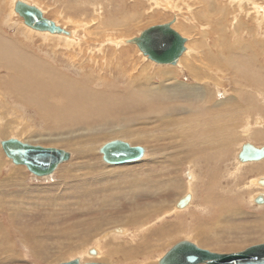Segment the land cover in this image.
Instances as JSON below:
<instances>
[{
	"label": "bare ground",
	"instance_id": "1",
	"mask_svg": "<svg viewBox=\"0 0 264 264\" xmlns=\"http://www.w3.org/2000/svg\"><path fill=\"white\" fill-rule=\"evenodd\" d=\"M16 1L22 2V3L29 5V6H34L42 13V16L44 14V12L41 8L34 5V3L33 4L31 2L29 3V1H27V0H10L9 6L3 4L4 1L1 2V0H0V70H4L6 73V75L3 74L4 78L2 77V75H1L2 78H0V80H2V81H0V83L3 82V79H4V82L0 86V114H3V115L8 114L6 117L11 115L17 121H18V119H21V121L22 120L25 121L24 117L27 116L26 114L33 113L35 115L33 117H36L35 119L42 123V127L39 126V127H41V130H39L38 128L36 129V127L33 128V127H31L30 124H28V122H27V124H23V123L22 124H13V125L8 124V126H7V124L5 126H2V124H0V136H4L5 134L7 135L8 130H10L9 132H15V133H18L17 134L18 136L25 137L26 140L23 139V140H25V142H23V143H27L30 145L34 144V146H39V145H41V143H44V142L45 143L46 142L56 143V145H59V144H61V145H72L71 143H73V145H80V147L78 146L79 148L76 150L75 154H77L81 158L88 152L89 147L91 148V146H90L91 143L93 146V144L96 143L95 142L96 140L98 141L99 138H103L104 136H108L107 138H112L111 141H113L114 138H117L115 140H121V141H124L126 139L127 140L131 139L132 140V141H130L131 143H128L126 141H124V142L130 144L131 146H138L141 144H148L149 145L151 143L150 144L151 146H149L150 153L153 155H156V156L159 155V157H160V160L157 162L161 163L163 158H165L167 156V157H169L170 160L166 158V160H167L166 162H169V165L172 166L171 168H175V167L179 168L180 166H182L187 161L188 158H192V159L199 160L200 162H202L203 165H206V168L210 166L209 164L215 163L216 165H218V166H216L217 168L215 170L218 171L224 164L223 163L224 161L222 160V158L228 157V156L230 157V155H231V156H234L233 160H234V163L236 164V170H234V172H233V171L226 169L225 172H223L225 175L228 174V176L231 179L233 177H236L237 173H241L240 168H242V166H244L246 164H250V163H255V162H244V163H242L238 160V157H237L242 145H244L245 143H249L253 147H255L254 141L264 140V115L262 114V111H264V60L262 58H264V56L260 55L261 57H259V55H257V52H260L259 51L260 49L256 50L257 52L254 53V45H255L254 40L248 42L247 40L249 38L248 39H241L244 37L247 38V37H249V35L251 36V38L253 37V39H254V21H255L254 20V9H255V13H256L255 16H257L256 18H257V22H258L259 26L260 25L264 26V9L260 10L261 8L258 7L257 4H255L254 0H222L223 2H226V5L228 3L231 5L232 4L235 5V6H233L234 8L231 6V8H233L232 9L233 10V18H232V22H231V24H232L231 27L234 29L233 30L234 32H232V35H235L234 39H232V37H231L232 35L231 36L226 35L227 33L225 34V32H224V28H223L224 26H222V24L220 22H217V24H216L217 32L220 33V36L218 35L219 40L215 41L213 39L210 42V44L212 43L211 46L207 45L208 47L204 44L206 46L205 47L206 50L204 49V50H202V52H198L197 50L190 49V47L188 48L187 39L178 33L181 37H183L185 39V43H184V50L181 53V55L179 56V58L177 59V61L173 65H159V66H164V67L166 66V67L162 70L155 71V73L152 77L146 76V73L148 71V69H147L148 65L144 66L142 71H143L144 78H146V79L142 78L144 80L143 84L140 83V78H139L138 74L136 76H132L128 70H127L128 71L127 72L126 69L122 67V66H124L123 61L127 59V55L125 54L126 52H124L126 50L124 48V45L128 44L127 41L130 40V38H120V39L118 38L116 40L114 38L113 39H106V41H104V42L105 43L110 42L109 45L111 46V48H112V46H114V47L119 49V52L117 53V51L115 50V53H114V51L112 49V51L110 53L112 56L110 55V58H104L102 63H99L97 60H93L94 61L93 64L94 65L95 64L102 65V67L100 69H102L105 65L110 66V68L113 71H116L118 73V80H116V79H114V80H116V82H118V81H120L119 79L124 78L126 81V84L125 83L124 84L126 86L122 87L123 91H120V89H119L120 96L114 94V93L117 94L116 91H114L112 93L109 90V93H111V96L113 94L114 95L112 97L109 96V98L106 96L107 98L105 97V99H102V100H101L100 96H99L100 100L96 99L97 98L96 94H99V93H94L95 91L92 92V82H91L92 81V69H91L92 65L91 64H89V63L78 64V63H76L75 60L73 62L72 61L73 60L72 55H71V56H67V60H66L68 62L67 65L69 66L70 69L64 70V69L60 68L59 65L55 64V60H52L50 62L45 61L42 56L36 54V52L34 51L35 45L33 44L34 39H32V35H34V33L37 35H40V38L43 37L44 40L46 39V37L55 38V39H53V41H51V42H55V43H53L51 46L47 45L48 48L51 47L49 49V52L55 51V49L60 45L61 47L65 48V50L74 49V51H76L75 49H77V54L83 53V51L80 49L81 42H82L81 41L82 36L80 37V36L74 35L72 32L67 31L63 27H59L53 21H51V22H53L55 24V26L62 29L65 33H63V34H51L48 32L35 31V30L31 29L30 27H27L24 24L23 18L20 15H18V13H16L14 11V5H15ZM32 1H34V0H32ZM52 1H53V5H55V4L57 5L58 2L61 3V1L63 4L66 1H68V2L73 1L74 3H81L80 6L81 5L83 6V4L85 3V2H83L84 0L83 1L82 0H52ZM92 1H96V3H97L98 0H92ZM106 1L108 2L109 6H112L110 0H106ZM109 1H110V3H109ZM216 1H218L217 4L215 3V0H210L211 3L209 2V0H207L206 2L209 5H206L205 8L207 9L211 5V7L213 9H219V10L221 9L222 14L227 13L226 11H223L224 8H225L224 10H227L226 9L227 6H223L222 1H220V0H216ZM165 2H166V5H165L166 7L167 6L169 7L168 4L174 5L173 7H171L172 8L171 14H173L172 18L175 17V18H173L175 20V22H177L176 18L178 16L176 15V13H173L174 10H176V11L178 10V13H177L178 15L179 14H181V15L187 14V11H185L184 8L191 4L190 0H165ZM188 3H190V4H188ZM101 5L97 6V7L101 8ZM75 6H76V4H75ZM77 8H78V6H77ZM94 8H96V6ZM120 8L122 9V7H120L118 5V7H116V11H119V10L122 11ZM114 10L115 9L111 7L110 12L112 11L114 13ZM188 10H190V9H188ZM128 11L130 12V10H128ZM97 12H100V11H97ZM101 12H103V11H101ZM131 12L135 13L134 10H132ZM116 13H118V12H116ZM3 14H5V16H3ZM15 14L20 19L19 23H21V26H23V29L19 28L20 33L18 34L17 37L11 36L10 34H8L6 32V30L8 31V29L13 26L11 20L15 16ZM94 14H95V12H94ZM241 14L243 16H245L246 19L251 22V28L249 27L250 23H248L247 21H244V22L240 21V20H242V18L240 19ZM119 15H124V14L121 13ZM119 15H116V16L119 17ZM211 15H212V13L210 11H206L204 14V16H207V18L208 17L210 18ZM92 16H94V15H92ZM179 17L183 18L181 16H179ZM248 17H249V19H248ZM96 18H92L91 21L96 20L95 23L98 24V28L103 27V31H105L104 28H106L107 31H110L111 33L114 32L117 29V27L119 28L120 26H125L126 23L128 22V20L130 19L127 16H124L121 19H119V18L115 19V15H114V18H112L110 16L109 17L108 16L107 17L100 16L97 19ZM173 23L174 22H172V24ZM214 23H215V21H214ZM178 26L182 27V29H184L187 33L192 34L193 30L188 29L189 30L188 31L185 23L181 22V24L179 23ZM209 26H210V24H209ZM4 27H5V29L6 28H8V29L5 30ZM189 28H190V26H189ZM73 32H75V31H73ZM175 32H177V31L175 30ZM86 33H87V35L89 34L88 31ZM187 33H186V35H187ZM96 35H99V34H96ZM108 36H106V37H108ZM83 38H84V35H83ZM82 40H85V38ZM197 41H198V39H197ZM46 42H50V41H46ZM92 43H94V41ZM96 43H98V42H96ZM41 44L43 45V41L41 42ZM87 44H91V42L87 43ZM256 44L259 45L260 43L258 44V42H257ZM98 47L99 48L96 50L100 51L102 55L106 52V50H108L106 48H103V47H105L104 44H98ZM260 48H262L264 50V45H262ZM136 49H137V47H136ZM133 52H135V51L133 50ZM39 53L41 54V52H39ZM90 53H92L91 50H90ZM53 54H54V57L56 58L57 54H55V52H53ZM61 54H63V57L66 55L64 53V51L63 52L61 51ZM258 54H260V53H258ZM93 55L95 56V54H93ZM141 56H143V55L141 54ZM143 57H145V56H143ZM91 59H92V54H91V58L89 59V62H91ZM97 59H98V57H97ZM82 61H83V59H82ZM198 64H205L206 66H208L209 70L212 67L217 68V70L214 69V73H216V76L220 75V73L226 72L230 76L229 78H230L232 84L234 85V87H235V85H237V86L242 85L243 88H241V89H245L247 91L235 90V92L233 94L229 95V97L219 100L218 94H219L220 88L218 86H216L214 84H212L210 86V84H207L206 82H204L205 84H201V82H199L203 76V73L205 74L206 71H203L204 68H202L201 65H198ZM121 68H123V69H121ZM205 68H207V67H205ZM88 69H91V70L88 71ZM71 71L73 73H76V72L78 74L81 73L82 74L81 77L83 78V80L80 79L79 81H83V82L88 81L87 85L85 84L86 85L85 86L83 83L77 82L74 74L71 73ZM183 72H185L186 75L188 73L190 74L191 79L194 81L193 84H188V83H184V82L180 81V79H179L180 77L178 78V74L183 73ZM207 73H208V71H207ZM0 74H2V73H0ZM75 75H77V74H75ZM147 75H149V73H147ZM205 76H207V74ZM211 76L209 75L208 78L209 79L211 78L210 80L212 82H218L220 79V77L212 79ZM155 77L158 78V83L152 82L153 79L155 80ZM79 78L80 77H78V79ZM202 81H204V80H202ZM110 82L111 81H109V83ZM112 82H114V81H112ZM105 83H107V82H105ZM118 84L120 85V83H118ZM228 84H230V83H228ZM99 85H100V83H99ZM113 85H114V83H113ZM233 85H232V87H233ZM210 87H212V89H213L212 91H211ZM254 88H257V91L256 90L254 91ZM115 89H117V88H115ZM102 91H104V90H102ZM221 92H222V90H221ZM101 93H103V92H101ZM104 93H106V92H104ZM99 95H101V94H99ZM172 100L173 101L180 100V101H184L186 103L191 102V105L197 104V112L200 116L197 118H194L192 120H190L184 116H183L184 118L180 117V120L174 119L178 115L187 116L186 114H188L190 112V109H189L190 107L181 106V107L176 108L174 106L173 107L168 106L166 103L170 104V102H172ZM192 107H194V106H192ZM120 114H121V116H119ZM8 120H10V119H8ZM8 120H6V121H8ZM16 120H14V121H16ZM29 120H30V118L28 119V121ZM12 121H13V119H12ZM14 123H17V122H14ZM15 133H13V134H15ZM59 134H64V135L66 134V135H65V137H62V136L59 137L58 136ZM148 134H150V136H148ZM238 136L245 137L247 142H244V143L240 142L238 148H236L238 151H235L234 153L231 151H228L229 145H231L232 142L234 140H236V138ZM191 137H192V142L190 141ZM197 137L199 138L198 142H194V139H196ZM4 138H5V136H4ZM1 141L2 140L0 139V143H1ZM26 141H32L33 144H31L32 142L28 143ZM20 142H22V141H20ZM109 142H110V140H109ZM106 143H108V141H106ZM37 144H39V145H37ZM101 145L103 146V144H101ZM101 145H99L100 146L99 148L97 146L95 149V151H98V153H99V149L102 147ZM237 145H238V143H237ZM0 147H1V144H0ZM40 147H42V146H40ZM139 147H142V146H139ZM146 147L148 148L147 145H146ZM43 148H46V147H43ZM142 148L144 149V153H143L141 160L146 157V149L144 147H142ZM75 149H76V147H75ZM1 150H2V148H1ZM233 150H235V149H233ZM99 155H100V153H99ZM70 157H71V155H70ZM70 157H69V159H70ZM69 159L67 160L68 162H69ZM77 160H79V159H77ZM66 162H63L61 164H65ZM90 162H91V160H90ZM258 162L259 163L262 162V163L260 165H257V166H250V167L247 166L248 170L246 172L247 173L254 172V168L255 169L262 168L263 169L264 168V158ZM10 163L12 164L11 161H10ZM135 163H137V162H135ZM228 163H230V162H228ZM86 164L84 163V165H82L81 168L89 167V166H86ZM131 164L134 165V163H131ZM196 164H198V163L196 162L195 164H193V166L187 165L190 168V169H188L189 173H187V172L185 174L183 173L185 175V178H186V183L184 186L186 191L181 194L180 193L181 189L178 190L177 193H179V195H178L177 199H175L174 203L172 201L173 204L172 203L171 204L170 203L169 204L168 203H161L160 205H158V203H156L153 205L152 203H150L151 206L153 205L152 206L153 210L151 212H146V208H145L146 213L145 212L143 213L142 211L141 212L136 211L133 213H129V215H128V211L132 212V211L140 209L141 204L138 203L137 200H134L131 204H129L131 206V208H127V215H125L124 217L122 216L123 217L122 221H124L123 225L126 227H131L133 229L132 235L130 233H128V230L126 228H125L126 229L125 230L124 228L115 226L113 228L111 227L110 229H108V231L107 230L101 231L100 239L102 237L107 236L108 234H110L109 239L111 238L112 241L113 240H119V239L123 238L124 236L128 235L129 239L133 245H135L134 242H136V240H138V239L141 240V241L138 240L139 243H137L135 245V247H136L137 251H139V252L141 251L140 253L147 255L151 251L150 249L155 250V249L161 248V245L159 244V242L157 240L158 238H160V242H161L163 240V238L165 239V238L171 237L170 236V234H171L170 230L172 228V225L170 224L171 226H170L169 230L168 229H161L159 227L160 230H157V232L155 233L156 234L155 236L150 235V236L146 237V236H144L146 233L142 234L140 232L142 229L146 231L147 228L144 229L145 227H147L146 223H148V221L146 222V220H148V218L150 220V218L153 217V219L154 218L159 219L158 221L160 222V221L164 220V218H166L167 215L169 216L170 213H171V216H172V214L176 215V216H178V215L182 216V214H189L191 212V209L192 210L194 209V211L196 210L197 214H199V215L201 214V217L205 216V214H207V213L211 214L210 215V217H211L210 225H211V227L216 228V229H214V230H211V228H206V229L210 232L211 239L213 241L215 240V232L217 231V229L229 230L228 229L229 225H228L227 221L229 222V220L232 217H234L236 214V212L231 208L233 206L232 202L234 201L233 199L236 198V200H237L239 197L236 196L233 199H226L227 198L226 195H228V194L230 195V191L232 192V190H233V189L231 190L228 188H226V190L224 189V191H227V193H228L225 196H222V195L220 196L218 194H215V195L212 194L211 192H213V191L209 192L211 189H215L217 191H220L223 189L222 187L219 186V184L214 185V183L211 184L212 185L211 187L206 186L208 188L206 189V191H204V193H202V197H199L200 194H196L197 192H195V187L198 186V182H199V180H201L202 175L200 176V174L195 172V169H196L195 165ZM1 165H0V167H2ZM60 165H58V167H61ZM95 165H96V163H95ZM123 165H129V164H123ZM123 165H111V167L112 166H123ZM14 166H17L18 167L17 170H18L20 168L19 166H22V165H14ZM77 166L80 167V165H77ZM96 166H99V164ZM58 167L56 168V170L58 169ZM111 167H109V168L111 169ZM69 168H71V167H69ZM95 168L90 165L89 171H91V169H92V173H88L89 171H87L88 174L86 175L83 173L84 174L83 177L92 180V182L90 181L91 184L93 182H95L97 185H99L103 181L107 182V180L111 176H112V178L119 176V177H122L123 179H125V177H126V180H127V178L131 177V176L133 179H135L134 175L138 174V172H134V171H132V172H125V171L120 172L119 171L118 172V170H117V172L110 170L112 173H108L109 171L108 172H100L99 170L98 171L95 170ZM224 168H226L225 165H224ZM115 169L116 168H114V170ZM152 169H153L152 172L147 173L145 177L139 176L140 177L139 182H137V185H135V187L142 189L141 190V191H143L142 193H147V195H145L144 198L154 199L155 197L158 196V193L160 192V183H158L159 182L158 180H157L158 182L156 181V179L154 180V178L157 176V171H156L157 169H155V168H152ZM22 170H23V168H22ZM61 170L58 169V171H61ZM0 171H1V169H0ZM14 171H16V170H14ZM68 171L65 172L63 170L62 172H65V173L62 175V177L64 176L65 178H67V177L69 178L68 173H70V172H68ZM165 171H169V170L167 169ZM221 171H222V169H221ZM4 172H6V171H4ZM9 172L10 171H8V173ZM184 172H185V170H184ZM23 173H18V174L21 175ZM218 173L220 174V172H218ZM24 175H27V174H24ZM53 175H55V171L48 177L52 178ZM10 177H13V176H10ZM48 177L46 178L47 180L49 179ZM75 177H76V175H75ZM209 177L214 178V175L210 176V174H209ZM209 177H207V178H209ZM220 177H222V176H220ZM4 178H5V175H4ZM166 178L167 179L164 182L165 183L164 185L170 184V186H172V185L174 186L177 184L176 181H173V179H172V177H170V175H167ZM223 178H224V176H223ZM260 178H264V176H260L259 179ZM210 179H212V178H210ZM23 180L25 181V178H23L22 181ZM60 180H61V178H60ZM80 180H81V178H80ZM249 180H250L249 184L247 183V185L244 186L245 188L251 189V191H252V193L249 194V202L254 204L253 203L254 197H256L258 194H262L263 200H264V192H263L264 190L263 191L261 190V189H264V186H260L258 184V179L254 180V177L252 179H249ZM56 181H57V179H56ZM118 181L119 180H117V181L114 180L113 185H117V184L119 185L120 182H118ZM132 181L133 180L131 178H129L127 180L128 185L126 187L129 186L131 189L132 184L134 185L136 183V182L134 183ZM232 181H234V180L232 179ZM25 182H27V181H25ZM25 182L23 183V185H25ZM57 182H59V181H57ZM234 182H236V181H234ZM3 183H6V182H3ZM7 183H8V181H7ZM12 183H15V179H14V182L12 181ZM107 183L103 184V185L95 186V187L92 186V191H90V192H92L91 195L95 197L96 193L107 194L106 192L110 191V190L108 191V188L111 189L110 188L111 186L110 187L106 186ZM178 183H179V181H178ZM17 184H19V181ZM9 185H11V183ZM84 185L85 184H83V186ZM12 186H14V185L12 184ZM86 186L87 185H85V187ZM228 186H229V184H228ZM255 186L257 188H259L262 192L257 191L254 194V187ZM7 187H8V185H7ZM76 187H77V184H76ZM67 188H70V186H68ZM75 188H73V189H75ZM119 188H121V187H119ZM18 189H20V187H18ZM20 190H22V189H20ZM63 190L64 189H62V191H60V192H63ZM127 190H129V189H127ZM77 191L78 190H76V192ZM85 191H86V189L84 190V192ZM7 192H8V190H7ZM23 192H20V193H23ZM29 192H31V191H29ZM32 192H33V189H32ZM240 192H234V193L237 195H241ZM67 193H68V190H67ZM71 193L69 192V194H71V195L75 194V193L73 194V191ZM77 193H79V192H77ZM135 193L137 194V191ZM85 194H88V192H86ZM188 194L190 195V200H189L188 204L182 209H177L176 208L177 202ZM55 195H57V194H55ZM116 195H118V194H116ZM53 197H55V196H53ZM59 197H58V199H59ZM71 197L73 198V196H71ZM88 197L90 198V196H88ZM85 198H87V197H85ZM89 198H87V199H89ZM131 198H132V196H131ZM66 199H68V198H66ZM87 199H85V200L89 201ZM60 200H63V199L60 198ZM56 202H57V200H56ZM64 202L65 201H63V203ZM99 202H100V200H99ZM10 203H12V202L10 201ZM69 203H70V201H69ZM116 203H117V201H116ZM226 203L228 205H226ZM4 204H6V203L4 202ZM0 205L2 206L3 202ZM12 205L14 206V204H12ZM43 205H44V203H43ZM51 205L54 206V203ZM59 205L61 206V204H59ZM81 205H84V204L81 203ZM9 206L10 205H8V207ZM42 206H40V207H42ZM65 206H66V204L64 205V207ZM78 206H80V205L78 204ZM147 206L149 207L148 203H147ZM258 206H260L259 208H263L264 203L261 205H258ZM8 207H7V209H8ZM85 207H87V206H85ZM10 209H9V211H10ZM58 209H59V207H58ZM83 209H84V207H83ZM15 210L19 211L17 209H15ZM47 210H50V209L48 208ZM88 210H90V209H88ZM78 211L79 210H77V212ZM11 212H13V211H11ZM59 212L61 213L60 210H59ZM4 213H6V212H4ZM158 214H160V215L163 214V215H162V217H160ZM17 216L18 215H16V217ZM189 216H191V214H189ZM47 217H48V215H47ZM10 219H12V218L10 217ZM233 222H231V223H233ZM235 222H236V220H235ZM91 223H92V221H91ZM85 224H88V223H85ZM107 224H109V223H107ZM178 224H180V223H178ZM93 225H94V223H93ZM72 226H73V224H72ZM84 226H83V229L81 228V230H86L84 228ZM87 226H85V227H87ZM119 226H120V224H119ZM196 226L200 227V226H204V224L199 223ZM1 227H2V225H0V228ZM13 227L14 226H12V228ZM77 227H75V228H77ZM79 229H80V226H79ZM199 229L201 230L204 228H199ZM72 230H73V228H72ZM115 230H118V231H115ZM23 231H25V230H23ZM78 231H77V233H78ZM87 231L88 230H86V232ZM19 232H21V231H19ZM58 232L56 231V233H58ZM259 232H260V230H259ZM64 233H65V231L63 232V234ZM68 234H70V233L68 232ZM58 236H60V235H58ZM162 236H164V237L162 238ZM21 237H23V235ZM26 237H25V239H26ZM172 238H174V237H172ZM20 239L22 240L23 238H20ZM34 239H36V238H34ZM56 240L58 241V239H56ZM105 240L106 239H104V241ZM24 241H26V240H24ZM35 241H37V240H35ZM93 241H95V240H93ZM104 241H102V242H104ZM147 241L148 242L151 241L150 244L148 243L149 245L147 244ZM2 242H4V241H2ZM23 242H22V245H23ZM110 242L111 241H109V242L106 241V245H109ZM227 242H229V241H227ZM87 243H88V241H87ZM73 244H74V242H73ZM156 244H158V245H156ZM28 245L29 246H27V248H29L31 246L30 243H28ZM54 245H55V243H54ZM77 245H79V244H77ZM117 245H119V244H117ZM9 246H11V245H9ZM76 246H74V247L76 248ZM57 247L59 248V243H58ZM80 247H78V248H80ZM165 248H167V247H165ZM44 250H46V249H44ZM95 250H96L95 255H93V256H95V258H93V259H99L102 256V254L99 250H97V249H95ZM240 250H241V248L238 249V252L242 251V250L241 251ZM41 251H43V250H41ZM126 251L129 252L130 250L128 251V249H127ZM151 252H153V251H151ZM76 253H77V251H76ZM234 253H237V252L235 251ZM61 254L63 255V253H61ZM81 255H83V254L80 253L78 256H81ZM118 255H119V251H117L113 248L110 252H108V256L111 258L118 256ZM149 255L147 257H149ZM151 255H152V253H151ZM163 255H165V254H163ZM87 256L89 257V254ZM90 256H92V255H90ZM78 258L82 259V257H78ZM122 258L123 259H126V258L131 259V258H133V256L131 254L125 255L123 253ZM161 258L159 257V259L157 260V264H159V261ZM135 259H138V258H135ZM2 261H3V259H2ZM123 261H125V260H123ZM129 262H131V261H129ZM144 262H146V261H144ZM102 264H107V263H102Z\"/></svg>",
	"mask_w": 264,
	"mask_h": 264
},
{
	"label": "rangeland",
	"instance_id": "2",
	"mask_svg": "<svg viewBox=\"0 0 264 264\" xmlns=\"http://www.w3.org/2000/svg\"><path fill=\"white\" fill-rule=\"evenodd\" d=\"M3 1H4L3 4L9 6L10 0H6L7 2L5 0H1V2H3ZM27 1H29V3L31 2L32 4L34 3V5L41 8L44 12L43 17L45 19L55 22L59 27H63L67 31L72 32L74 35H77L80 37L82 36L81 37L82 42H81L80 49L83 51V53L85 55L83 53L77 54V49H75L76 51H74V49L65 50V48H63L59 45L55 49V51H53V52H55V54H57L56 58H55L53 52H49V49L51 47L48 48V46H47V45L51 46L53 43H55V42H51L55 38L46 37V39L44 40L43 37L40 38V35H37L35 33H34V35H32V39H34L33 44L35 45L34 51L36 52V54L42 56L45 61L50 62L52 60H55V64L59 65V67L64 69V70L70 69L69 66L67 65L68 62L66 60H67V56H71V55H72V59H73L72 61L73 62L75 60L76 63H78V64H80V63L91 64L92 65V68H91L92 69V81H91L92 82V92L95 91L94 93L101 94V95L96 94L97 95L96 99H98V100H100V97H101V100L105 99L106 96L109 98V96H111V93H109V90L112 93L114 91H116L117 94L116 93H114V94L120 96L119 89H120V91H123L122 87L126 86L125 85L126 81L124 78L119 79L120 81L116 82V80H118V73L116 71H113L110 68V66L105 65L102 69H100L102 67V65H100V64L94 65L93 64V62H94L93 60H97L99 63H102L104 58H110V55H111L110 53H111L112 49H113L114 53H115V50L117 51V53L119 52L118 48H116L114 46H112V48H111V46L109 45L110 42L105 43L104 41H106V39H113V38L115 40L118 38L119 39L120 38H130L131 39V38L137 37L139 35V33H141L142 31H144L150 27L162 25V24L169 23V22H174L171 25V28L174 31L176 30L177 33H179L181 36H183L184 38L187 39L188 48L190 47V49H194V50H197L198 52H202V50H204V49L206 50L205 47L207 45L211 46L212 43L210 44V42L213 39L215 41L219 40L220 33L217 32V27H216L217 22H220L222 24V26H224L223 28H224L225 34L227 33L226 35L231 36L232 32H234L233 31L234 29L231 27V25H232L231 22H232V18H233V10L232 9L234 8L233 6H235V5L234 4L231 5L228 2H227L228 4L226 5V2H223L222 0H220V1H222L223 6H227L226 7L227 10H224L225 8L223 9V11L227 12L224 14H222L221 9L220 10L219 9H213L211 7V5L209 8L206 9L205 8L206 5H209L206 2L207 0H192V1L190 0L191 4L188 3L190 5H188L187 7L184 8V10L187 11V14H182V15L179 14L178 15L177 14L178 10L177 11L174 10L173 13H176V15L178 16L176 18L177 22H175V20L173 19L175 17L172 18L173 14H171L172 13L171 7H173L174 5L168 4L169 7L168 6L166 7L165 6L166 5L165 0H110L112 6H109V4L106 0H98L97 1L98 4L96 3V1H92V0H84L83 1L82 0L83 2H85L83 4V6L82 5L80 6L81 3H74L73 1H69V2L66 1V2H64V4L61 1V3L58 2L57 5L56 4L53 5L52 0H34V1L27 0ZM110 1H109V3H110ZM209 2H210V0H209ZM254 2H255V4L258 5V7L261 8L260 10L264 9V0H254ZM215 3L217 4L218 1L215 0ZM75 4H76V6H75ZM100 5H101V8L97 7ZM118 5L120 7H122V9L120 8L122 11H120V10L116 11V7H118ZM77 6H78V8H77ZM95 6H96V8H94ZM231 6L233 8H231ZM111 7L115 9L114 13L112 12L113 10L110 12ZM188 9H190V10H188ZM128 10H130V12ZM132 10H134L135 13L134 12L132 13L131 12ZM97 11H100V12H97ZM101 11H103V12H101ZM206 11H210L212 13L210 18L209 17L207 18V16H204ZM94 12H95V14H94ZM116 12H118L119 14L123 13L124 15H119ZM92 15H94V16H92ZM114 15H115V19L116 18L121 19L124 16H127L130 19L128 20V22L126 23L125 26H120L119 28L117 27V29L112 33L110 31H107L106 28H104L105 31H103V27L98 28V24L95 23L96 20L91 21L92 18H96V17L98 18L100 16H102V17H107V16L109 17L110 16V17L114 18ZM116 15H119V17ZM255 15H256V13H255V9H254V20H255L254 21V39H253V37L251 38L250 35L247 38L244 37L241 39H248L249 38L247 40L248 42L254 40V42H255L254 43L255 44L254 45V53L257 52L256 50L260 49L259 50L260 52H257V55H259V57H261V56H264V50L262 48H260L262 45H264V26L263 25H262L263 27L261 25L259 26V24L257 22V18H256L257 16H255ZM3 16H5V14H3ZM179 16L183 17L184 19L180 18ZM242 16L243 15L241 14L240 19L242 18V20H240V21L241 22L247 21L248 23H250L249 27L251 28V22L249 20H247L245 16H243V17ZM248 19H249V17H248ZM213 20L215 21V23ZM11 22H12L13 26L9 29L6 28V29H8V31L5 29V27H4V29L11 36L17 37L18 34L20 33V29H23V26H21V23H19L20 19L17 17L16 14L12 18ZM181 22L186 24L187 30L188 29L193 30L192 34L187 33L184 29H182V27L178 26V24L179 23L181 24ZM209 24H210V26H209ZM189 26H190V28H189ZM73 31H75V32H73ZM87 31L89 33L88 35L86 33ZM186 33H187V35H186ZM96 34H99V35H96ZM83 35H84L85 40H82V39H84ZM106 36H108V37H106ZM231 37H232V39H234L235 35H232ZM197 39H198V41H197ZM42 41H43V45L41 44ZM46 41H50V42H46ZM93 41H94V43H92ZM90 42H91V44H87ZM96 42H98V43H96ZM257 42H258V44L259 43L260 44L257 45L256 44ZM98 44H104L105 47H103V48L108 49V50H106V52L103 55L101 54L100 51L96 50L99 48ZM124 48L126 49L124 52H126L125 54L127 55V59L123 61L124 66H122V67L125 68L126 71L128 70L132 76H136L138 74L141 84L144 83V80L142 79V78H144L143 71H142L144 66L148 65L147 73H149V75H147V73H146V76H149V77L150 76L152 77L154 75L155 71L162 70L166 67V66L165 67L159 66L158 64H155L154 62L152 63L146 57L141 56V53H139L138 49H136V46H134L132 44H125ZM90 50L92 51V53H90ZM133 50L135 52H133ZM61 51L62 52L64 51V53L66 54L64 57H63V54H61ZM39 52H41L42 55ZM258 53H260V54H258ZM91 54H92V59H91V62H89V59L91 58ZM93 54H95V56ZM96 56L98 57V59ZM82 59H83V61H82ZM262 59L264 60V58H262ZM205 64H198V65H201L202 68H204L203 71H206L205 74L203 73V76L199 82H201V84H205L204 82H206L207 84H210V86L212 84L218 86L220 88L219 94H218L219 100L229 97V95L233 94L235 92V90H245V89H241V88H243L242 85H239V86L235 85V87H234V85L232 84V82L229 78L230 76L226 72L225 73L227 75L225 73H220V75L216 76V73H214V69L217 70V68L212 67L209 70L208 66H206ZM205 67H207V68H205ZM123 68H121V69H123ZM91 69H88V71H90ZM207 71H208V73H207ZM0 73H2V74H0V78H2V77L4 78V75H6L5 71L0 70ZM71 73H73V72L71 71ZM73 74H74L77 82H81L84 85L85 84L87 85L88 81H86V82L79 81L80 79L83 80V78L81 77L82 76L81 73H79L80 75L77 72L73 73ZM75 74H77V75H75ZM206 74H207V76H205ZM1 75H2V77H1ZM209 75L210 76L212 75L211 76L212 79H215L217 77H220V79L218 82H212L210 80L211 78L210 79L208 78ZM78 77H80V78L78 79ZM178 78L180 79V81H182L184 83L193 84V82H194L191 79V76L189 73L187 75L185 72L179 73ZM114 79H116V80H114ZM144 79H146V78H144ZM202 80H204V81H202ZM0 81H2V80H0ZM104 81L107 82L109 85L107 83H105ZM109 81H111V82L114 81V82H112V83L110 82L111 83L110 84ZM3 82H4V79H3ZM3 82L0 83V86L2 85ZM152 82L158 83V78L155 77V80L153 79ZM99 83H100V85H99ZM113 83H114V85H113ZM118 83H120V85ZM228 83H230V84H228ZM232 85H233V87H232ZM108 86L109 87L111 86V87L109 88ZM212 87H210L211 91L213 90ZM115 88H117V89H115ZM99 90L103 93H101ZM102 90H104V91H102ZM221 90H222V92H221ZM255 90L257 91V88H254V91ZM245 91H247V90H245ZM104 92H106V93H104ZM166 104L168 106H172V107L174 106L176 108L181 107V106L190 107L189 108L190 112L188 114H186L187 116L178 115L174 119L180 120V117H182V118L187 117L188 119L192 120V119L200 116L197 112V104L191 105V102L186 103V102L180 101V100H178V101L172 100V102H170V104L169 103H166ZM192 106H194V107H192ZM262 114L264 115V111H262ZM7 115L8 114H4V115L0 114V124H2V126H5L6 124H7V126H8V124H11V125L22 124V123L27 124V122H28V124H30L31 127H33V128L36 127V129L38 128L39 130H41L42 123L40 121L36 120L35 119L36 117H33V116H35L33 113L26 114L27 116L24 117L25 121L22 120L23 122L21 121V119H18V121H17L11 115L6 117ZM119 116H121V114ZM27 118L28 119L30 118V120L28 121ZM8 119H10V120H8ZM12 119H13V121H12ZM6 120H8V121H6ZM14 120H16V121H14ZM14 122H17V123H14ZM39 126H41V127H39ZM9 131L10 130H8L7 135L6 134L4 135L5 138H4V136H0V139L2 141L8 140V139H17L19 141L25 142V140H26L25 137H23V136L20 137L17 135L18 133L9 132ZM13 133H15V134H13ZM65 135L59 134L58 136L59 137H61V136L65 137ZM148 136H150V134H148ZM107 137L108 136H104L103 138H99L98 141L97 140L95 141L96 143H94L93 146L91 143L90 144L91 148L89 147L88 152L82 157L83 159L81 157H79L77 154H75L76 150L80 147V145H73V143H71L72 145H61V144L56 145V143H51V142L50 143L44 142V143H41V145L37 144L39 146L46 147V148L60 149V150H63V151H65L71 155L69 162L67 161L65 164H61L60 165L61 167H58L59 170H61V169L62 170L61 171H58V169L55 170V175H53L54 177L53 176H52V178L48 177L49 178L48 180L46 179L47 177H34L23 166H19L20 168L17 170L18 167L14 166L10 163V161L4 155V153L0 147V165L2 164L1 165L2 167H0V169H1V171H0V188H1L0 189V195H1L0 196V202L1 203L3 202V205L2 206L0 205V223H1L0 225H2V227L0 228V235H1L0 236V257H1L0 258V264H61V263H66V262H70V261H77V262H79V264H92V263H96V264H102V263H107V264H157V260L159 259V257L160 258L163 257L164 256L163 254H165L167 250L169 251L174 245H176V243L178 244V243L184 242V241L190 242L200 249L207 250L211 253H216V254H232L235 251L238 252L239 248H241V250L243 251L244 249H247L251 246H257V245L264 244V230H263L264 229V207L259 208L260 206L250 203L249 202V194L252 193V191H251V189H247L244 187L247 185V183L249 184V181H250L249 179H252L254 177V180H257V179H259L260 176H264V168L263 169L262 168H259V169L254 168V172L247 173L246 172L248 170L247 166H249V167L250 166H257V165H260L262 162H260V163L255 162V163H250V164H246V165L242 166V168H240L241 173H237L236 177L232 178L234 181H236V182H234L228 176V174H226L228 176L227 177L223 173V172H225L226 169L233 171V172H234V170H236V164L234 163V160H233L234 156L230 155V157L228 156V157L222 158V160L224 161L223 162L224 164L218 171L215 170L217 168L216 166H218L215 163L209 164L210 166L206 168V165H203L202 162H200L199 160L192 159V158H188L187 161L184 163L185 165L183 164L179 168L178 167L171 168L172 166L169 165V162H166L167 161L166 158L169 159V157H167V156L165 158H163L164 161L162 160L161 163L157 162L160 160V157H159V155L156 156V155H153L150 153V149H149V146H151L150 145L151 143H150L149 145L148 144L138 145V146H142L146 149V157L144 159L140 160L137 163H134V165L129 164V165L112 166L111 167V165L104 164V162L101 159V155H99L98 151H95L97 146L99 148L100 147L99 145H101V144L104 145L106 143V141L109 142V140L110 141L112 140V138H107ZM23 139H25V140H23ZM115 139H117V138H114L113 140H115ZM190 139H191L190 141L192 142V137ZM198 140H199V138L197 137L196 139H194V142H198ZM124 141L131 143L130 141H132V140L126 139ZM26 142L29 143L32 141H26ZM240 142L241 143L247 142L246 138L243 136H238L236 138V140H234L232 142V144L229 145L228 151H231L233 153L235 151H238L236 148H238ZM237 143H238V145H237ZM31 144H33V142ZM146 145L148 146V148L146 147ZM254 146L256 148L264 147V140L254 141ZM75 147H76V149H75ZM233 149H235V150H233ZM77 159H79V160H77ZM90 160H91V162H90ZM196 162L198 164L195 165L196 166L195 172L200 174V176L202 175L201 180H199V182H198V186L195 187V192H197L196 194H200L199 197H202V193H204V191H206V189L208 187H211L212 186L211 184H213V183H214V185L219 184V186L222 187L223 189L220 191H217L215 189H211L209 192L213 191V192H211L212 194H214V195L218 194L220 196L221 195L225 196L228 193H227V191H224V189L226 190V188H228V189H231V190L233 189V190H232V192L230 191V195L229 194L226 195L227 196L226 199H233L236 196L239 197L237 200H236V198L233 199L234 200L232 202L233 206L231 205L232 206L231 208L236 212V214L234 217H232L229 220V222L227 221V223L229 225L228 226L229 230L217 229V231L215 232V240H214L215 242L211 239V234L206 229V228H211V230L216 229V228L211 227V225H210V222H211L210 215L211 214L207 213V214H205V216L201 217V214L200 215L197 214V211L196 210L194 211V209L193 210L191 209V212L189 213V214H191V216H189V214H182V216H180V215L176 216V215L172 214V216H171V213H170L169 216L167 215V217L164 218V220H162L160 222L158 221L159 219H156V218L153 219V217H152L149 220V218H148V220H146V222L148 221V223H146L147 227L144 228V229L147 228L148 230L146 229V231H145L141 228L142 230L140 231L142 234L146 233L144 235L146 237H148L150 235L155 236L156 235L155 233L157 232V230H160V228L169 230L171 225H172V228L170 230V233H171L170 236L171 237L167 236L168 238L164 239L163 238L164 236H162L163 240L161 242H160V238L157 239L159 244L161 245V248L155 249V250L150 249L153 252L148 251L149 253L147 252L148 253L147 255L140 253L141 251L140 252L137 251V249L135 247V245L137 243H139V241H141V240H139V239H138L139 241L136 240V242H134L135 245H133L131 243L128 235L124 236L123 238H121L119 240H113V241L111 238L109 239L110 234H108L107 236L102 237L100 239L101 231H103V230L108 231V229H110L111 227L113 228L115 226L116 227L118 226V227H121L124 229L126 228L128 230V233H130L132 235L133 229L131 227L124 226L123 225L124 221H122V218L125 215H127V208H131V206L129 204H131L134 200H137V202L141 204L140 209L132 211V212L128 211V215H129V213H133L136 211H138V212L142 211L144 213L145 208H146V212H151L153 210L152 206L156 203H158V205H160L161 203H168V204L170 203L171 204L172 201L174 203L175 199H177V197L179 195V193H177L178 190L181 189L180 190L181 194L186 191L185 187H184L185 183H186V178H185L184 174L186 172L189 173L188 172V169H190L189 166H193V164H195ZM228 162H230V163H228ZM84 163L85 164L87 163L86 166L90 167V165H91L94 168L96 167L95 170H97V171L99 170L100 172H108L109 171L108 173H112L111 171L117 172V170H118V172L119 171L120 172L121 171L122 172H124V171L125 172H132V171L138 172V174L134 175L135 179H133L132 176L127 178V180L129 178H131L133 180L132 182H134V183L136 182V183L134 185L132 184V187L130 189L129 186L126 187L128 185L126 177H125V179H123L122 177H119V176H117L118 178L117 177L112 178V176H111L107 180L108 183L106 181H103L99 184V185H103V184L107 183V185H106L107 187L111 186L110 187L111 189L108 188V191L110 190L111 192L110 191L106 192L108 195L102 194V193H99V194L96 193V195L97 194L98 195L97 196L95 195V197H96L95 198L94 196L91 195L92 192H90V191H92V186L95 187V186H99V185H97L95 182H93L91 184L92 180L83 177L84 174L87 175L88 173H92V169H91V171H89V167L81 168V166L84 165ZM95 163H96V165L99 164V166H96ZM77 165H80V167ZM187 165H189V166H187ZM224 165L226 166V168H224ZM21 167L23 168V170ZM69 167H71V168H69ZM109 167H111V169ZM113 167L116 169L114 170ZM152 168L157 169L156 170L157 176L154 178V180L156 179V181L158 180L159 182L158 181L157 182L160 183V192L158 193V196L155 197L154 199L144 198L145 195H147V193H142L143 192V191H141L142 189L135 187V185H137V182H139V178L145 177L147 173L152 172V170H153ZM167 169L169 171H165ZM221 169H222V171H221ZM14 170H16V171H14ZM63 170L65 172L69 170L68 171V172H70V173H68L69 178L68 177L65 178L64 176L62 177V175L65 173V172H62ZM184 170H185V172H184ZM4 171H6V172H4ZM8 171H10V172L8 173ZM87 171H89V172L87 173ZM218 172H220V174ZM18 173H23V174L20 175ZM208 173L210 174V176L214 175V178L209 177ZM24 174H27V175H24ZM4 175H5V178H4ZM9 175L13 176V177H10ZM75 175H76V177H75ZM167 175H170V177H172L173 181L177 182V184H176L177 186L176 185L170 186V184L164 185L165 184L164 182L167 179L166 178ZM220 176H222V177H220ZM223 176H224V178H223ZM207 177H209V178H207ZM23 178H25V181H27V182H25L24 180L22 181ZM60 178H61V180H60ZM80 178H81V180H80ZM210 178H212V179H210ZM14 179H15L16 184L12 183V181L14 182ZM56 179L59 182H57ZM114 180L115 181L119 180L118 181V182H120L119 185L118 184L113 185ZM7 181H8V183H7ZM18 181H19V184H17ZM178 181H179V183H178ZM3 182H6V183H3ZM24 182H25V185H23ZM74 182L77 184V187H76V184ZM10 183H11V185H9ZM12 184L14 186H12ZM83 184H85L87 186L85 187V185L83 186ZM228 184H229V186H228ZM7 185H8V187H7ZM66 186L67 187L70 186V188H67ZM71 186L73 188H75V187L76 188L73 189ZM206 186H208V187H206ZM18 187H20V189H22V190L18 189ZM119 187H121V188H119ZM32 189H33V192H32ZM62 189H64L63 190V192L65 191L64 193L60 192V191H62ZM85 189H86V191L84 192ZM127 189H129V190H127ZM7 190H8V192H7ZM67 190H68V193H67ZM76 190H78L77 192H79V193H77ZM261 190L263 191L264 189H261ZM261 190L255 186L254 187V194L257 191L260 192ZM29 191H31V192H29ZM72 191H73V194L75 193L74 195H71ZM136 191H137V194L135 193ZM20 192H23V193H20ZM69 192L71 194H69ZM86 192H88V194H85ZM234 192H240L241 195H237ZM55 194H57V195H55ZM116 194H118V195H116ZM52 195L55 197H53ZM71 196H73V198ZM75 196L76 197L78 196V197L76 198ZM88 196H90L91 199ZM131 196L133 199L131 198ZM58 197H59V199H58ZM85 197H87L89 199H87ZM60 198L63 200H60ZM66 198H68V199H66ZM85 199H87L89 201H86ZM56 200L59 204H61V206L56 202ZM99 200H100V202H99ZM10 201L12 203H10ZM63 201H65V202L63 203ZM69 201H70V203H69ZM116 201H117V203H116ZM4 202L6 204H4ZM52 202L54 203V206L51 205V204H53ZM43 203L45 206L43 205ZM81 203L84 205H81ZM147 203L149 204V207L147 206ZM150 203H152L153 205L151 206ZM12 204H14V206ZM65 204H66V206L64 207ZM78 204L80 206H78ZM8 205H10L9 207L11 209L8 207ZM226 205H228V204L226 203ZM40 206H42V207H40ZM85 206H87V207H85ZM7 207H8V209H7ZM58 207H59V209H58ZM66 207L67 208L69 207V208L67 209ZM83 207H84V209H83ZM48 208L50 210H47ZM87 208L90 210H88ZM9 209H10V211H9ZM15 209H17L19 211H16ZM59 210L61 211V213L59 212ZM77 210H79V211L77 212ZM3 211L6 213H4ZM11 211H13V212H11ZM16 215H18V216L16 217ZM47 215H48V217H47ZM158 215L160 217H162L163 214H161V215L158 214ZM10 217L12 219H10ZM235 220H236V222H235ZM91 221H92V223H91ZM231 222H233V223H231ZM85 223H88V224H85ZM93 223H94V225H93ZM107 223H109V224H107ZM178 223H180V224H178ZM199 223H203L204 226L197 227L196 225ZM72 224H73V226H72ZM119 224H120V226H119ZM84 225L85 226L88 225V226L85 227ZM12 226H14V227L12 228ZM79 226H80V229H79ZM83 226L86 230H88L87 232H86V230H81V228L83 229ZM75 227H77V228H75ZM72 228H73V230H72ZM199 228H204V229L200 230ZM23 230H25V231H23ZM259 230H260V232H259ZM19 231H21L22 233ZM56 231L57 232L59 231V232L56 233ZM64 231H65V233L63 234ZM77 231H78V233H77ZM68 232L70 234H68ZM22 235H23V237H21ZM58 235H60V236H58ZM25 237H26V239H25ZM172 237H174V238H172ZM20 238H23V239L21 240ZM34 238H36V239H34ZM56 239H58V241ZM104 239H106V240L104 241ZM24 240H26V241H24ZM35 240H37V241H35ZM93 240H95V241H93ZM2 241H4V242H2ZM31 241L32 242L34 241V242L32 243ZM87 241H88V243H87ZM102 241H104V242H102ZM106 241L107 242L111 241V242L109 245H106ZM227 241H229V242H227ZM22 242H23V245H22ZM73 242L75 245L73 244ZM150 242L151 241H149V242L147 241V244L148 243L150 244ZM28 243L31 244V246L29 248H27V246H29ZM54 243H55V245H54ZM58 243H59V248L57 247ZM77 244H79V245H77ZM117 244H119V245H117ZM9 245H11V246H9ZM76 245L78 247H80L81 245L82 246L80 248H78ZM156 245H158V244H156ZM74 246H76V248ZM165 247H167V248H165ZM91 248L94 249V251H96L95 249L99 250L101 252L102 256L99 259H93V258H95V256H93V255L92 256L89 255V257H88L87 256L88 250ZM112 248L119 251V255L115 256L113 258L108 256V252H110L112 250ZM126 248L128 249V251L129 250L130 251L127 252ZM40 249L43 250L44 252L41 251ZM44 249H46V250H44ZM76 251H77V253H76ZM61 253H63V255ZM80 253H82L83 255L78 256ZM123 253L125 255L131 254L133 256V258L123 259L122 258ZM151 253H152V255H151ZM148 255H149V257L150 256L151 257L150 258L147 257ZM77 256L82 257V259L78 258ZM135 258H138V259H135ZM2 259H3V261H2ZM123 260H125V261H123ZM129 261H131V262H129ZM144 261H146V262H144Z\"/></svg>",
	"mask_w": 264,
	"mask_h": 264
},
{
	"label": "water",
	"instance_id": "3",
	"mask_svg": "<svg viewBox=\"0 0 264 264\" xmlns=\"http://www.w3.org/2000/svg\"><path fill=\"white\" fill-rule=\"evenodd\" d=\"M14 11L23 18L27 27L39 32L51 34H63L62 29L42 16V13L34 6L16 1ZM172 22L150 27L135 38L127 41L133 44L139 52L151 62L158 65H173L184 50L185 39L171 28ZM4 155L13 165H22L34 177L50 176L63 162H66L70 154L55 148H43L17 139L4 140L1 143ZM102 161L107 165L131 164L141 160L144 149L139 146H131L121 141L113 140L104 144L100 149ZM238 160L244 162H258L264 158V147L255 148L249 143L242 145ZM258 184L264 186V178L258 179ZM190 200V195L180 199L177 209L184 208ZM253 203H264L263 195L254 197ZM118 231V230H115ZM89 255H95L94 249L88 250ZM61 264H79L70 261ZM96 264V263H92ZM159 264H264V244L251 246L244 251L232 254H216L200 249L194 244L184 241L173 246L160 259Z\"/></svg>",
	"mask_w": 264,
	"mask_h": 264
}]
</instances>
